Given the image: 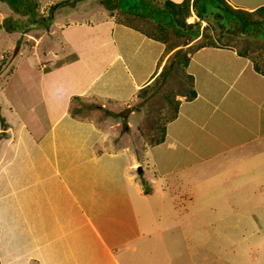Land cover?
Instances as JSON below:
<instances>
[{
	"label": "crops",
	"instance_id": "1",
	"mask_svg": "<svg viewBox=\"0 0 264 264\" xmlns=\"http://www.w3.org/2000/svg\"><path fill=\"white\" fill-rule=\"evenodd\" d=\"M77 4L61 3L65 13H53L43 44L29 46L24 64L36 63L35 72L15 70L16 79L0 68V264H195L176 259L164 207L180 217L178 240L192 257L206 237L190 225L209 201V179L233 187L234 176L264 175V68L229 44L194 47L182 66L194 95L176 99L148 141L139 130L144 106L131 104L166 53L139 24L153 10L127 20L116 17L126 15L117 2L81 12ZM85 98L97 103L80 106ZM257 182L250 190L264 186Z\"/></svg>",
	"mask_w": 264,
	"mask_h": 264
},
{
	"label": "rangeland",
	"instance_id": "2",
	"mask_svg": "<svg viewBox=\"0 0 264 264\" xmlns=\"http://www.w3.org/2000/svg\"><path fill=\"white\" fill-rule=\"evenodd\" d=\"M35 1V16L31 20L36 19L34 20L36 24L28 29L30 31L27 35V29L26 31L18 29L6 30L3 25L5 23L6 27L9 23L4 20L9 17L19 19V25H23L30 22L28 19L31 16L28 13L15 12L6 1L0 0V46L2 48L5 47V50L0 51L2 56L0 58V68L4 66L1 69L5 73L11 69L15 73V78L17 75L15 70L36 71L35 68L38 65L33 61H31V66L28 68L24 64L30 60L29 51L31 49L29 46L37 45V47H40L43 44L41 35L47 30L48 24L52 21L54 17L53 13H65V10L61 9V3L67 1L78 3L73 9L76 12L86 10L83 9L84 7H94L90 8V11H97V9L100 11L108 8L100 4V0H81L80 2L75 0ZM188 1H190L188 5L190 13L187 15L186 13L174 12L173 17L174 19L178 17V20H173L174 25H171L169 23L171 19L170 13L160 10L159 3L160 5L162 4L158 0H147V2L143 0H105L108 5L117 2L118 8L126 12V15L120 13L121 16L117 15L116 17H122L127 20L133 18V16H130L131 13L139 14L140 9L145 12L153 10L150 17L142 15L149 22L142 19L139 24L148 31L160 35L167 43H179L177 47H181L180 49L183 52L190 51L201 44H229L251 55L252 60H255L259 67L264 68L263 37L259 39L250 37L248 34L236 31L234 26L226 27L224 24H221L219 20L222 19V21L226 22V18H219L214 14L215 10L221 11V9L212 0L204 1L206 11H200L197 6L191 4V0ZM66 5L71 4L66 3ZM109 8H114V6L112 5ZM111 10L109 9L108 11L112 13ZM135 20L138 21V19ZM159 23L163 24V29L155 28ZM186 23H191L192 25L188 26ZM11 24L15 28L18 26V24ZM174 26L180 27V32L175 30ZM193 28H197L198 30L195 37H191L190 33V30ZM260 35L264 36L262 32ZM34 40H36V43H34ZM190 41H192L191 44L186 46V42ZM174 56L170 54V50L163 54L159 68L161 69L160 66L164 65L165 69L163 68L161 74L155 75L154 80L147 87L142 102L139 98H136L131 104L132 106H137L138 103H141L140 105L144 106L139 130L145 134L148 141L160 136L162 125L166 117L170 116L173 110L172 103L176 99L181 98V96H188L189 90L192 88L182 68L181 62L183 57L181 56V52L177 58H174ZM12 57L15 63L11 61L8 65V59ZM178 58L179 61H177ZM22 79L26 81L25 78ZM96 103L97 101L90 100L89 98L79 101L80 106H91ZM197 176L190 174V177L196 178V181L198 180ZM216 177V175L212 176L207 182L211 185L207 191L205 190V196L209 201H206V204H202L200 207H196L195 210L197 212L193 209L192 219L195 222L190 225V228H194V231L199 233L204 232L206 235L203 241L200 240L201 245L197 239L194 241L196 251L199 253L195 255L193 253L192 257L188 254V250L182 246L183 241L178 240L184 235L183 226L178 222L180 217H175L172 209L164 207V210L169 214V221L173 222L172 231L178 236L176 243H179V247L177 249L178 252H176V259L187 258L188 262H191L194 258L195 264H264V204L262 202L264 199V186H258L257 188L252 186L253 189L250 190V186L254 182H257V177L261 180L257 183L264 184V175L253 177L254 182L245 180L250 176L243 175L241 180L234 176L235 182L233 187L227 183L219 186V180L217 181ZM198 182H202V180ZM238 184L242 185V188ZM190 211H192V208H190ZM197 219H200V221L196 222ZM186 220L187 222L191 221V218H186ZM199 223L201 225H195ZM190 246H193L192 242Z\"/></svg>",
	"mask_w": 264,
	"mask_h": 264
},
{
	"label": "trees",
	"instance_id": "3",
	"mask_svg": "<svg viewBox=\"0 0 264 264\" xmlns=\"http://www.w3.org/2000/svg\"><path fill=\"white\" fill-rule=\"evenodd\" d=\"M2 1H6L7 4L15 11L18 13H28L31 17L28 19L30 22L29 23H24L23 25H19V19H13L11 17H7L8 19L4 20L6 22L9 23V25L7 24L5 27V23H4V28L8 31H11L13 29H18L21 31H26V29H30L32 28V26H34L36 24V22L33 19L31 20V18H33L35 16V5H36V1L35 0H2ZM204 1L207 0H191V4L197 6V8H199L200 11H206L205 10V3ZM214 1V4H217L218 7L221 9V11H217L215 10V15H217L219 18L225 17L226 18V22L219 20V22H221V24H224L226 27H235L236 31H239L240 33H244V34H248L250 37H263L262 35H260V33L262 32V34H264V5L255 7L253 9H246L244 7L241 6H233L230 3H228L226 0H212ZM162 5H160V10L162 11H166L168 13H170V24L174 25L173 20H178V17H176V19H174L173 17V13L174 12H178V13H186L187 15L190 13L189 12V2L188 0H181L179 2H175V1H171V0H162L160 1ZM217 7V8H218ZM207 9V8H206ZM210 10V9H208ZM185 14V15H186ZM198 15V14H196ZM180 20V19H179ZM14 25L18 24L17 28H15V26L12 27V24ZM160 24V23H159ZM156 25L155 28H159V29H163V24L160 25ZM188 26H191V23H186ZM177 25V24H175ZM179 26V25H178ZM178 26H174L175 30L179 31L180 27ZM21 27V28H20ZM150 32V31H148ZM180 32V31H179ZM198 30L197 28H193L190 30L191 33V37H195V35L197 34ZM235 32V31H234ZM150 34H153L154 36L160 38L163 40V38L160 35H156L153 32H150ZM165 41V40H163ZM165 48H164V52H167L169 50H172L175 46H177L179 43H167L165 42ZM187 43V42H186ZM238 50V49H237ZM192 49L190 51H184L180 49V47L175 48L174 50H172L170 52V54L175 55L174 58H177L178 54L181 52V56L183 57L182 60V66L185 64L188 56H189V52H191ZM238 52H242L245 53L242 50H238ZM179 61V58L178 60ZM1 62V60H0ZM159 64V61H157V65ZM254 67L256 69H260L258 67V64L256 63V61H253ZM170 65V64H169ZM163 68L165 69V66H162L161 71L159 72V74H161V72L163 71ZM264 71V69H263ZM147 90V85L142 86L139 90H138V97L139 98H143L145 95V92ZM194 95V90L190 89L189 90V94L188 96H192ZM76 98V95H74ZM176 100L172 103V107H173V112L176 109ZM74 112L78 111L77 108L73 109ZM172 112V114H173ZM172 114L170 116H172ZM164 126L162 125V130L163 131ZM141 184L143 185V190L147 191V186H146V181L141 178Z\"/></svg>",
	"mask_w": 264,
	"mask_h": 264
}]
</instances>
